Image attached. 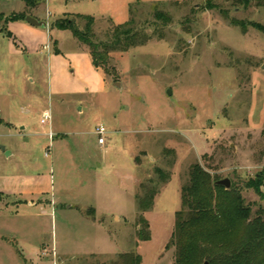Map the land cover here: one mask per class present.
<instances>
[{"label":"rangeland","instance_id":"374dc122","mask_svg":"<svg viewBox=\"0 0 264 264\" xmlns=\"http://www.w3.org/2000/svg\"><path fill=\"white\" fill-rule=\"evenodd\" d=\"M0 15L25 17L0 23V119L13 126L0 125V197H16L0 211V264L112 263L122 253L174 264L180 189L194 165L212 185L227 179L251 216L264 211L245 188L264 168V5L0 0ZM79 15L94 19L97 41L129 20L151 38L111 53L105 73L69 31L25 24ZM50 38L60 51L42 48ZM44 110L50 127L39 125ZM99 125L107 133L98 145ZM142 186L157 190L143 214L148 242L137 237Z\"/></svg>","mask_w":264,"mask_h":264},{"label":"trees","instance_id":"16d2710c","mask_svg":"<svg viewBox=\"0 0 264 264\" xmlns=\"http://www.w3.org/2000/svg\"><path fill=\"white\" fill-rule=\"evenodd\" d=\"M27 7L34 0H24ZM249 3L251 0H242ZM264 5V0H256ZM209 9L210 6H207ZM155 20L164 24L170 16L157 12ZM25 17L13 15L5 18L0 15V23L24 20ZM76 20L84 22L78 27ZM242 26L241 23L235 22ZM94 19L79 15L72 20L68 17L57 20L49 25V29L69 31L73 38L89 48L91 63L96 70L108 73V59L113 52L126 53L131 48L144 46L151 38L144 29L136 27L133 20L112 27L107 41H97L93 31ZM155 172L162 178L159 169ZM189 180L180 189L181 208L175 214L174 231L171 243L175 246L174 264H264V211L259 210L251 216V208L244 204L239 190L231 187L225 190L213 185L210 176L205 174L199 165L189 170ZM264 185V168L253 179L247 181L246 189H251L261 199L264 196L261 188ZM143 196L137 197V204L142 213L137 225L144 228L138 230L137 237L141 242L150 241L149 226L143 214L152 207L157 190L142 186ZM142 259L137 253H122L118 261L100 264H141Z\"/></svg>","mask_w":264,"mask_h":264},{"label":"crops","instance_id":"0c3cea01","mask_svg":"<svg viewBox=\"0 0 264 264\" xmlns=\"http://www.w3.org/2000/svg\"><path fill=\"white\" fill-rule=\"evenodd\" d=\"M33 18H35L34 16H33ZM21 22L19 23V24H23V20H20ZM48 23V22H47ZM25 24H27V23H25ZM49 24V23H48ZM21 26H24V25H21ZM27 26H28V24H27ZM29 28V27H28ZM22 29L23 30H26V31H28V32H31V30L30 29H32V28H30V29H27V27H22ZM45 30H49L50 31V29H49V27H46L45 28ZM11 40V39H10ZM53 44H55L54 45V50L55 51H60L59 50V41H58V39H55V40H52V38H50V45L49 44H47V45H45V46H43L42 48L43 49H45V50H48V52H52V48L51 47H53L52 45ZM46 111H48V110H44V111H42L40 114V118H39V120L41 119V117H42V113L43 112H46ZM0 125H4V126H6V127H11L12 125L10 124V123H8L6 120H3V119H0ZM39 125H40V123H39ZM41 126V125H40ZM13 127V126H12ZM18 130H25V127L24 126H18ZM9 155V154H8ZM12 196V195H11ZM11 196H9V195H7V196H3L2 195V197H0V211L2 210V207L4 206V207H7V206H9V205H12V204H14V202H13V200H14V198H16V197H11ZM3 198H5V199H3Z\"/></svg>","mask_w":264,"mask_h":264},{"label":"built area","instance_id":"2783aa9c","mask_svg":"<svg viewBox=\"0 0 264 264\" xmlns=\"http://www.w3.org/2000/svg\"><path fill=\"white\" fill-rule=\"evenodd\" d=\"M39 123L42 127H50V123H51V114L46 111L42 113V117L39 120ZM96 136L98 137L97 139V144H103L104 143V136L107 133L106 129H104V127L102 125H99L98 128H96ZM48 137L52 138L53 137V133L50 130L48 133Z\"/></svg>","mask_w":264,"mask_h":264},{"label":"water","instance_id":"95a60500","mask_svg":"<svg viewBox=\"0 0 264 264\" xmlns=\"http://www.w3.org/2000/svg\"><path fill=\"white\" fill-rule=\"evenodd\" d=\"M25 21L27 24L32 25L34 27H44V28L48 27L47 22L46 23L39 22L38 20H36L35 18H33L31 16L27 17L25 19ZM0 149L4 150V148H2V147ZM216 184L224 187L225 189H229V187H230V183L227 179L217 181Z\"/></svg>","mask_w":264,"mask_h":264}]
</instances>
